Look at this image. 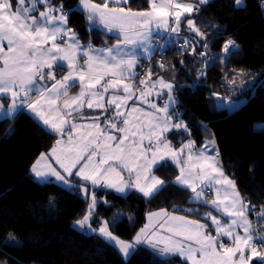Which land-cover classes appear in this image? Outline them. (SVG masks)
<instances>
[{"label": "snow or ice", "instance_id": "obj_1", "mask_svg": "<svg viewBox=\"0 0 264 264\" xmlns=\"http://www.w3.org/2000/svg\"><path fill=\"white\" fill-rule=\"evenodd\" d=\"M128 2L80 0L90 26H102L116 39L112 46L106 43L96 48L91 42L80 43L78 34L68 26L71 10L66 13L63 4L54 7L52 0H0V118H11L27 108L60 137L50 153H41L30 169L40 181L55 177L71 188L67 178L75 176L93 187L102 184L120 193L134 188L153 197L166 185L154 168L166 160L175 165L178 175L172 183L190 191L189 203L209 209L203 214L200 207L180 211L200 219L162 208L149 213V223L140 229L134 243L125 242L109 231L107 222L98 230L91 227L96 205L93 195L87 213L74 221L81 229L87 226L115 241L125 256L135 244L148 243L158 255L179 256L184 264H252L254 258L264 264V252L257 250V243L264 245V235L252 228L248 218L254 206L249 208L234 181L224 175L208 145L193 151L192 140L181 141L176 148L168 139L173 131L190 134L174 111V84L163 77L153 80L151 71L144 76L136 71L141 54H151L152 26L177 32L181 18L198 9L180 0H148L146 10L134 11L121 6ZM234 2L241 5V0ZM38 5L44 10L38 11ZM173 17L176 27L168 28ZM187 23L207 48L205 34L192 19ZM236 47L228 40L223 52L227 55ZM74 87L79 92L69 95ZM4 100L10 101L7 108ZM235 103L229 101L230 106ZM85 108L93 111L86 113ZM50 158L62 172L48 163ZM77 186L87 195V187ZM258 218L264 220V208Z\"/></svg>", "mask_w": 264, "mask_h": 264}, {"label": "trees", "instance_id": "obj_2", "mask_svg": "<svg viewBox=\"0 0 264 264\" xmlns=\"http://www.w3.org/2000/svg\"><path fill=\"white\" fill-rule=\"evenodd\" d=\"M242 1L244 5L237 7L234 0H212L186 17L171 38L165 37L167 29L162 38L154 36L152 55L139 62L138 70L141 76L148 70L153 80L163 77L174 84L175 110L188 125L189 138L196 147L206 141L215 143L224 174L234 181L249 208L254 206L248 217L258 231L257 226L264 225L258 218L264 208V0ZM78 2L52 0V6L63 4L66 13L71 10L68 26L82 44L91 42L96 48L113 45L114 36L87 28L86 15L77 8ZM121 6L146 10L148 0H129ZM188 19L207 37V48L204 39L187 28ZM155 39L161 40L159 46L155 47ZM163 39L169 41L164 48ZM228 40L237 47L225 55L223 45ZM202 52L206 56L200 57ZM239 77L244 82L236 85ZM213 93L229 99L243 98L245 103L229 113L216 108ZM56 140V135L25 111L12 120H0V264H184L179 256L161 258L154 250L139 245H134L125 260L98 235H86L72 227L87 212L89 192L96 197L94 228L106 221L109 231L125 242L132 243L147 215L162 208L174 215L200 219L180 211L200 206L189 203L191 193L172 183L178 174L174 164L166 161L153 170L166 185L150 198L133 192L119 196L91 189L75 177H71V188L38 182L29 169ZM77 185L88 188L86 197ZM208 210L200 207L201 214ZM252 264L261 261L255 259Z\"/></svg>", "mask_w": 264, "mask_h": 264}, {"label": "rangeland", "instance_id": "obj_3", "mask_svg": "<svg viewBox=\"0 0 264 264\" xmlns=\"http://www.w3.org/2000/svg\"><path fill=\"white\" fill-rule=\"evenodd\" d=\"M210 1H212V0H205V2L204 3H201L200 2V0H189V1H182V0H180V2H182V3H191V4H193V6H194V9H199L201 6H204V5H206L208 2H210ZM244 5V3H243V1L241 0V5L240 6H237V7H242ZM39 6V5H38ZM197 10H194L192 13H190V14H186L184 17H182L181 18V22H183L184 21V19L186 18V17H191L195 12H196ZM87 20V19H86ZM181 22H180V24H179V26H178V30H179V28H180V26H181ZM187 25V28H189V26H188V23L186 24ZM98 27H102V26H99V25H97ZM168 26H172V27H176V24H175V19H174V17L173 18H169V23H168ZM91 27H93V26H90V23H89V21H87V28L88 29H91ZM94 27H96V26H94ZM101 30V29H100ZM152 32H153V36H152V38L155 36V37H158V38H162L163 37V35H164V33L166 32V29L165 28H160V29H157L154 25L152 26ZM178 32H174L173 34H177ZM108 34V33H107ZM109 36H114L112 33H110V34H108ZM184 43L186 42V41H183ZM80 43L82 44V42L80 41ZM169 43V41L168 40H165V39H163V41H162V48H164L167 44ZM150 48L152 49V44L150 45ZM148 55V54H147ZM146 55V58H144V59H147L148 57H149V55L147 56ZM152 55V52H151V54H150V56ZM140 62V61H139ZM138 62V63H139ZM136 71L139 73V74H141V71H139L138 70V67H137V69H136ZM149 71L148 70H146V71H144L143 72V76L144 75H146L147 73H148ZM243 82H244V79H243V77H239L238 79H237V82L235 83L236 85H241V84H243ZM243 87V86H242ZM79 92V90L76 92V93H74V94H69V95H75V94H77ZM216 99H215V102H216V108L217 109H226L227 110V112H229V113H232L233 111H235L236 109H238L240 106H242L244 103H245V99H243V98H239V99H229V98H226V97H223V96H220V95H218V96H216L215 97ZM229 101H236V103H235V105L234 106H230L229 105ZM133 103V101H130V105ZM136 103L137 104H139V101H136ZM143 107H146V105H142ZM29 114H31V115H33L34 117H36L35 116V114H33V113H31V111L29 110V112H28ZM36 119H38L39 120V118L38 117H36ZM39 123L41 124V125H43V123H42V121H40L39 120ZM178 134V133H177ZM180 134H182V131H181V133ZM56 136H58L57 134H55ZM189 135V134H188ZM204 145H208V148H210L209 146H210V143L209 142H204L203 143ZM51 164V166L52 167H54V168H56L58 171H61L62 172V170L59 168V165L58 164H56L55 162L54 163H50ZM70 181H71V178H70ZM71 183L73 184V182L71 181ZM87 185V184H86ZM89 188H90V186H88ZM91 189H93V187L91 188ZM96 189H99V188H96ZM136 191V194L137 195H139V196H142V197H144V198H150V197H145V196H143V194L142 193H139L137 190H135ZM83 192V191H82ZM135 193V192H134ZM83 195L86 197L87 195L83 192ZM94 194H92V192H89V194H88V199H89V205L92 203V196H93ZM89 205H88V208H89ZM88 210V209H87ZM93 212H94V210H93ZM93 212H92V214H93ZM87 213V212H86ZM85 213V214H86ZM92 219H93V217L91 216V218H90V220H89V223L91 224V227L93 228V229H99V227L104 223V222H106V221H102L101 222V224L99 225V227L98 228H94V224H93V222H92ZM250 221V220H249ZM72 227L74 228V229H76V230H79V231H81V232H83V233H85L86 235H91V234H96V235H98L99 237H101L105 242H107L108 244H110V245H112L113 247H115L119 252H120V255L126 260L130 255H131V253H132V249H130V254L128 255V256H125L122 252H121V250H120V246L118 245V244H116V242L115 241H110V240H108V239H106L105 237H103V236H101L100 234H99V232L98 231H95V232H93V231H90L89 229H88V227L87 226H85L83 229H81L80 227H78V226H76V225H74V222L72 223ZM257 228H258V231L260 232V233H262L263 232V230H264V225H262V226H257ZM260 228V229H259ZM242 231V230H241ZM213 234H215L214 232H213ZM253 235L255 236V234L253 233ZM115 236V235H114ZM119 239V238H118ZM119 240H121V239H119ZM258 251H259V249H257ZM259 252H264V250H262V251H259ZM158 255V254H157ZM159 257H161L162 258V256L161 255H158ZM259 260L258 258H254L253 260ZM183 260V259H182Z\"/></svg>", "mask_w": 264, "mask_h": 264}, {"label": "crops", "instance_id": "obj_4", "mask_svg": "<svg viewBox=\"0 0 264 264\" xmlns=\"http://www.w3.org/2000/svg\"><path fill=\"white\" fill-rule=\"evenodd\" d=\"M95 2V1H94ZM102 2V1H101ZM96 3H100V2H96ZM42 7V8H41ZM77 8L78 9H80L81 10V8H82V6L80 5V0H79V2H78V4H77ZM44 10V6L43 5H39L38 6V11H43ZM85 14V13H84ZM37 15H38V12H37ZM86 15V14H85ZM91 28H98V29H101L102 31H104L105 33H108L106 30H104L102 27H98V26H96V27H91ZM108 34H110V33H108ZM116 43V42H115ZM114 43V44H115ZM110 46H112V45H110ZM152 52V51H151ZM149 55V57L147 58V59H144V58H146V55ZM147 55V56H148ZM151 56H150V54L149 53H142L141 54V59L139 60L140 62H145V61H147V60H149V58H150ZM139 64V63H138ZM79 90V88L78 87H74V88H72L71 89V91H70V93L69 94H74V93H76L77 91ZM74 92V93H73ZM173 97H174V99H175V96H174V92H173ZM164 99H166V97L164 98ZM158 103H159V101H157ZM2 103L4 104V107L5 108H7V106H8V104L10 103V101L9 100H4V101H2ZM129 103H130V101H129ZM140 103V102H139ZM175 104H176V100H175ZM29 112V110L27 109V108H23V109H21V110H19L13 117H11V118H8V119H14L20 112ZM84 111L86 112V113H89V112H92L93 110H89V109H87V108H85L84 109ZM100 110H95V112H99ZM174 111L176 112V110H175V105H174ZM177 113V112H176ZM29 115H31V114H29ZM38 123H39V120L38 119H36V117H34L33 115H31ZM1 119H5V118H0V120ZM77 123H79V121H77ZM40 124V123H39ZM41 125V124H40ZM42 127H44L47 131H49L48 130V128L46 127V126H44V125H41ZM50 133H52L51 131H49ZM52 134H54V133H52ZM55 135V134H54ZM168 139L172 142V144H173V146L174 147H176V148H179L180 147V142L181 141H183V142H187L188 140H191L190 138H189V135L188 134H177V132L176 131H173V132H170V133H168ZM206 142H209L210 143V148H208L209 149V154L210 155H214L215 156V159H216V161H217V163L219 164V166L221 167V164H220V159H219V154H218V150H217V147H216V145H215V143L213 142V141H206ZM204 144H201L200 146H198V147H196L195 145H194V148H193V151H198V150H200L201 149V147L203 146ZM54 146H56V143H55V145ZM53 146V147H54ZM50 151L51 150H49L48 152H46V154H48V153H50ZM40 156V155H39ZM38 156V157H39ZM38 157H37V159H38ZM36 159V160H37ZM36 160L32 163V165L36 162ZM167 162H170V163H172L170 160H166ZM166 161H161L160 162V164H162V163H164V162H166ZM55 162V159L54 158H50L49 159V161H48V163H54ZM56 163V162H55ZM173 164V163H172ZM32 165H31V167H32ZM31 167H30V169H31ZM30 169H29V172H30V174L33 176V178L36 180V181H38V182H41V183H45V182H52V183H55V184H57V185H59V186H62V187H66V188H69V187H67L63 182H60V181H57L56 179H55V177H49L47 180H44V181H40V180H37L36 178H35V176H34V174L30 171ZM155 169V168H154ZM177 169V168H176ZM221 169H222V167H221ZM178 171V170H177ZM223 171V170H222ZM224 173V172H223ZM63 174V173H62ZM178 175V174H177ZM225 175V174H224ZM226 176V175H225ZM73 177H75V176H73ZM227 177V176H226ZM70 178L71 177H68L67 179L69 180V183L72 185V183H71V181H70ZM75 178H77L78 180H79V178L78 177H75ZM228 179H230L229 177H227ZM125 179H128V177H127V174H125ZM231 180V179H230ZM80 181V180H79ZM80 182H82V183H84V184H87L88 186H90V188H92L93 186H91V184H90V182H83V181H80ZM176 185V184H175ZM93 188H99V189H101V190H105V191H109V192H112V193H114V194H116V195H119V196H126V195H128L129 193H131V192H135L136 193V189H126V191L124 192V193H120V192H117L115 189H113V188H107V187H104L102 184L101 185H98V186H95V187H93ZM236 188V187H235ZM237 190V189H236ZM190 192V191H189ZM157 212V211H156ZM153 213V212H152ZM213 215H217V213H215V212H213ZM148 217H149V214L147 215V217H146V222H145V224H144V226L146 225V224H148L149 223V219H148ZM155 219V218H154ZM143 226V227H144ZM142 227V228H143ZM149 231H151V229L149 230ZM140 232V229L137 231V233H139ZM137 233H136V235H137ZM135 235V236H136ZM132 243H134V239H133V241H132ZM135 245H139V246H144V247H147V248H149V249H151V250H154L156 253H157V250H155V249H153L152 247H151V245L150 244H148V243H140V244H135ZM162 258H165V257H162ZM181 258V257H180ZM182 259V258H181Z\"/></svg>", "mask_w": 264, "mask_h": 264}, {"label": "built area", "instance_id": "obj_5", "mask_svg": "<svg viewBox=\"0 0 264 264\" xmlns=\"http://www.w3.org/2000/svg\"><path fill=\"white\" fill-rule=\"evenodd\" d=\"M168 28H171V27L169 26ZM165 37H166V38H171V37H172V32H170V31L167 30V32L165 33ZM160 43H161V40H160V39H155V40H154V45H155V47H156V46H159ZM200 57H202L201 54H200ZM203 68H204V64H203ZM59 138H60L59 136H56V139H59ZM248 218H249V217H248ZM249 220H250V219H249ZM255 221H256V220H255ZM250 222H251V220H250ZM258 222H259V220H258ZM260 223H261V222H260ZM254 225H255V224H254L253 222H251V226H252L253 229H255V228H254ZM255 230H256V229H255ZM254 234L256 235L255 232H254ZM259 234H260V235H263V234L260 233V232H259ZM261 246H263V245H260L259 243H257V249H260Z\"/></svg>", "mask_w": 264, "mask_h": 264}]
</instances>
